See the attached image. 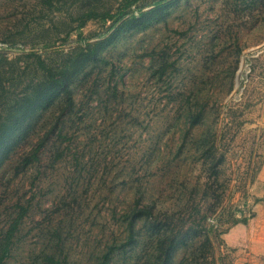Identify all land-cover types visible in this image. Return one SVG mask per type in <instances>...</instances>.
<instances>
[{
  "label": "rangeland",
  "instance_id": "obj_1",
  "mask_svg": "<svg viewBox=\"0 0 264 264\" xmlns=\"http://www.w3.org/2000/svg\"><path fill=\"white\" fill-rule=\"evenodd\" d=\"M155 1L0 0V101L32 51L68 92L8 143L0 264H264V0Z\"/></svg>",
  "mask_w": 264,
  "mask_h": 264
},
{
  "label": "trees",
  "instance_id": "obj_2",
  "mask_svg": "<svg viewBox=\"0 0 264 264\" xmlns=\"http://www.w3.org/2000/svg\"><path fill=\"white\" fill-rule=\"evenodd\" d=\"M161 1L162 0H156L155 2L160 4ZM124 14L125 13L123 12L119 13L116 19ZM146 14V12H143L137 17L133 16L127 20L126 23H142ZM94 15V12H86L85 18L93 17ZM107 17L112 18L113 15L107 14ZM106 18L104 19L106 20ZM82 23L84 22H80V24ZM26 57L32 58L33 60V70L35 71V74L37 73L35 76L36 79H31V85L27 84L25 86L26 88L23 89V94L17 96L14 101H0V165L3 164L8 157L7 154L10 150V148L7 147L8 143L15 139L18 135L20 136L19 138H22V140L27 138L29 133L28 131L31 126V120L40 104L47 103L49 91L51 89H55L58 93L59 90L64 93H68L62 75L58 73L52 65H49L41 54L32 51L26 54ZM0 58L2 59L0 69H6L5 64L11 65L17 63L15 60H8L7 56H5L2 51H0ZM36 157L37 156L35 154H32L30 157H25L23 159V165L26 166L30 164ZM143 212L148 214H146V218L151 219L150 223H152L151 226L154 228L153 230L155 235H158L163 231V227L160 224H154L153 217H150L152 214L151 212H148L145 209H138V207L135 206V208L131 210V214L129 216L130 219L127 222L128 237L126 243L134 241V224L137 219L143 217ZM22 215L23 214L19 213L13 221V224L10 226L7 235L9 239L16 231L18 221L21 219ZM163 232L165 233L166 229ZM173 244L174 243L170 245L171 248L173 247ZM113 249L115 248L112 245L109 246L108 250L102 255V260L99 264H107L110 253ZM172 251L173 250L167 251L168 257H171ZM7 252L8 250L5 248L2 255H0V262H2Z\"/></svg>",
  "mask_w": 264,
  "mask_h": 264
},
{
  "label": "crops",
  "instance_id": "obj_3",
  "mask_svg": "<svg viewBox=\"0 0 264 264\" xmlns=\"http://www.w3.org/2000/svg\"><path fill=\"white\" fill-rule=\"evenodd\" d=\"M259 253H262V254H263L264 252H263V251H260ZM252 258L254 259V257H252ZM254 263H255V262H253V263H251V264H254Z\"/></svg>",
  "mask_w": 264,
  "mask_h": 264
}]
</instances>
